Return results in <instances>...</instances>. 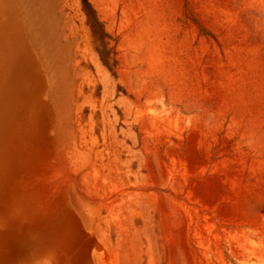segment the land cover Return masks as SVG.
Returning <instances> with one entry per match:
<instances>
[{"label":"rangeland","instance_id":"374dc122","mask_svg":"<svg viewBox=\"0 0 264 264\" xmlns=\"http://www.w3.org/2000/svg\"><path fill=\"white\" fill-rule=\"evenodd\" d=\"M88 1L0 0V264H264V0Z\"/></svg>","mask_w":264,"mask_h":264},{"label":"trees","instance_id":"16d2710c","mask_svg":"<svg viewBox=\"0 0 264 264\" xmlns=\"http://www.w3.org/2000/svg\"><path fill=\"white\" fill-rule=\"evenodd\" d=\"M82 1H83L84 9L94 26L95 33H96V36L98 37V40L101 42L104 41V39L106 38V34L100 31V22L96 16V12L94 11L92 5L90 4L88 0H82ZM102 57H103V54H102ZM103 61L106 64H108V61L104 57H103Z\"/></svg>","mask_w":264,"mask_h":264}]
</instances>
